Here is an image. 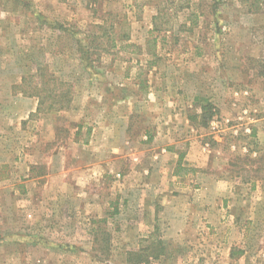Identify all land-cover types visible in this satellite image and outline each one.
<instances>
[{
	"label": "rangeland",
	"instance_id": "1",
	"mask_svg": "<svg viewBox=\"0 0 264 264\" xmlns=\"http://www.w3.org/2000/svg\"><path fill=\"white\" fill-rule=\"evenodd\" d=\"M76 39L82 40L80 46ZM9 80L15 95L35 100L37 110L14 119L13 145L0 140V149L14 146L7 167L0 169V175L13 172L10 204L0 193V264H180V257H186L183 264H212L208 260L218 259L217 254L220 264H264L263 3L0 0V85ZM208 104L203 114L202 105ZM101 122L111 132L126 130L125 139L122 158L111 161L102 179L110 185L93 187L92 193L107 192L109 200L124 197L123 181L145 177L133 170L139 152L172 146L171 152L184 153L179 165L181 156L201 148L212 157L209 172L225 181L217 199L222 216L227 215L222 228L199 226L191 251L180 247L177 252L175 243L158 234L136 251L133 229L119 240H125L122 249L110 248L116 224L100 219L93 225L105 231H98L101 240L87 250L62 241L41 246L40 216L48 213L47 206L28 202L25 194L32 193L23 192L24 174L40 176L56 144L67 146L77 132L89 138ZM169 128L173 135L165 133ZM149 136L156 137L148 141ZM28 150L39 152L27 162L23 153ZM24 163L40 165V171L22 174ZM5 213L12 215L13 230L35 232L32 242L1 234L11 227ZM218 235L231 245L229 256L207 246Z\"/></svg>",
	"mask_w": 264,
	"mask_h": 264
},
{
	"label": "crops",
	"instance_id": "2",
	"mask_svg": "<svg viewBox=\"0 0 264 264\" xmlns=\"http://www.w3.org/2000/svg\"><path fill=\"white\" fill-rule=\"evenodd\" d=\"M260 15L262 14L255 16L260 17ZM22 74H26V70L22 71ZM21 76L23 78V75ZM13 86L12 80L0 85V140H10L11 145L14 144L12 134L16 124L14 119L25 118L29 113L37 110V102L15 95ZM196 94V96L199 95L197 92ZM19 104L21 108L16 110ZM76 108V106L72 108L74 113L77 112ZM72 118L75 117L72 116ZM110 128L109 124L101 122L92 128L94 134L86 139L77 136L76 131L75 139L70 138L67 146L58 148L56 144V148L48 154L49 160L41 171L40 165L31 168L24 163L22 174L40 171V176L35 172L33 178H30L29 174H24V177L28 176V179L26 178L21 186L24 193H32L25 194L29 203L47 206L48 213L40 216L41 246L62 241L67 242L72 248L86 245L84 249L87 250L88 247L97 245L101 240L98 236L105 231L95 229L93 225L100 219L108 220L109 224H116L115 228L110 230V234H116L114 235L116 240L112 239L111 242L108 240L110 248L122 249L125 246V240H119L125 238L126 230L133 229L134 238L131 244L136 251L144 248L143 243L147 239L149 241L153 239L156 234L171 245L175 243L178 246L177 252L182 251L178 249L180 247L191 251L195 246L194 241L198 235L199 226L202 225L203 228L206 226L214 232L222 228L221 221L227 218V215L222 216L217 199L225 188V181L209 172L214 169L210 164L214 163L210 154L202 151L201 148L189 151L184 159L181 156L179 165L177 162L180 155L184 153L171 152L172 146H162L161 149L152 147L153 150L148 152H139L134 156L136 163L133 165L136 164V167L133 170L135 172L138 169L145 174V177L134 179L133 182L123 181L121 186L126 191L124 197L118 196L109 200L107 192L101 193L95 190L96 192L92 193L93 187L99 186L106 189L110 185L102 179L107 175L111 161L117 162L122 158L121 146L126 130L119 129L111 132ZM168 132L171 135L174 134L171 128L165 130V133ZM55 136L52 135L53 141ZM155 137L149 136L147 140L152 141ZM8 147L0 149V169L3 166L7 167L6 164L12 157L14 146L11 147L12 150ZM38 152L39 150L24 152L25 161H29L32 153ZM172 155L176 158L175 162H172L173 157H170L172 159L169 161L168 156ZM176 167H182L185 172L181 173L182 171H178ZM12 174L13 172L10 171L8 175H0V193L4 195L7 204H10L11 200ZM37 188L40 191L44 189L49 191L40 195L33 194L36 193ZM174 189L175 192H173ZM64 191L69 195H64ZM62 208L64 211L61 210ZM66 208L67 211H65ZM60 212L63 215L57 217ZM5 214H8L9 219L6 220L11 226L13 220L11 213ZM98 231L102 232L98 233ZM34 233L32 229L25 227L15 231L12 226L10 229L5 227V231L1 232L6 239L9 236H21L24 244L32 242L28 239L34 236ZM206 233L210 234V231ZM219 236L207 246L210 251L228 252L229 256L231 245L226 238L223 241ZM217 257L218 259L208 261L212 264H220L222 256L217 254ZM184 260L186 257H180L177 261L183 264Z\"/></svg>",
	"mask_w": 264,
	"mask_h": 264
},
{
	"label": "trees",
	"instance_id": "3",
	"mask_svg": "<svg viewBox=\"0 0 264 264\" xmlns=\"http://www.w3.org/2000/svg\"><path fill=\"white\" fill-rule=\"evenodd\" d=\"M262 3L264 4V0H252V5L262 4ZM249 11L251 12V11H255V10H249ZM40 18H41V16H40ZM93 38H95V37H93ZM75 42L80 46L82 40L81 39H76ZM88 46H89V44H88ZM81 52L86 53L87 51H86V49L84 47H82ZM196 101L203 102L204 99L202 97L201 98L200 97H197L196 98ZM209 107H211V105H209V104H208V106L207 105H202V110H204V113L203 114H205V113L208 112V108ZM60 109H61V107H60Z\"/></svg>",
	"mask_w": 264,
	"mask_h": 264
}]
</instances>
